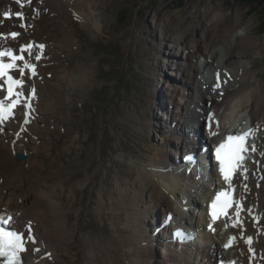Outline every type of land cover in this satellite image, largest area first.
<instances>
[{
  "label": "bare ground",
  "instance_id": "6f19581e",
  "mask_svg": "<svg viewBox=\"0 0 264 264\" xmlns=\"http://www.w3.org/2000/svg\"><path fill=\"white\" fill-rule=\"evenodd\" d=\"M23 2L24 7L21 8L12 0H0V50H16L17 55L22 54L25 61L35 66V76L28 70L24 76L20 72H13V75L26 81L25 86L19 89L25 95L29 96L33 89L37 91L32 99L34 114L30 117V123L25 120L26 103L18 109L14 118L0 123V217H12L9 224L25 231L31 222L37 243H28V250L24 253L25 264H72L62 259L65 245L68 244L66 242L73 239V232L69 229L73 219H70V211L64 208V194L68 192V195L73 196L69 199L74 200L77 190L93 191L90 178L98 172L90 170L91 159H86L83 163L84 168L89 170L88 178L67 188V183L74 175L78 176L77 171L81 170V161L77 159L81 157L78 143L82 138L71 136L74 130L69 124V139L59 148L58 156H53L52 151L57 143L53 136L56 132L49 129L48 125L52 123V118L58 116L56 122L52 123V126L58 127L62 115L59 117L58 105L51 112L48 111L46 102H43L47 97L42 89L47 87L49 90V87L52 89L54 84H58L71 90L76 103L84 98L81 91L87 88L84 75L73 88L71 83L80 75L76 71H88L91 76L95 64L89 61L90 54H81L78 31L69 25L72 19H79L86 26L95 30L101 28L103 32L104 26L99 27V21L102 20V14L105 15L104 0ZM216 7L206 6L203 11L195 7L188 11L191 15L197 13L198 17L194 21L198 28L188 25L185 29L176 30L172 37L161 35V41L169 40L165 46L167 54L172 57L163 66L172 70L169 74L176 78L172 79L171 86V81H159L162 85V100L154 102L156 106L150 108L152 123L142 116L143 111L135 120L136 126L143 124L144 131L147 125H152L153 133L146 131L145 134L151 137L155 134L157 138L161 131L159 125L164 127L167 122L156 112L164 115L170 112L175 120L182 116L178 121L183 123L179 127L184 134L161 138L162 141L173 143L175 153H169L163 147L155 150L146 163L131 162L134 164L131 170L136 177L129 181L118 180L115 188L108 187L104 176L97 180L98 189L89 211L97 216L106 214L110 220L121 255L123 246L124 253L130 257L119 261L121 264H264V71L251 70L249 55L246 54L247 50L253 49L248 29L246 33H237L238 27L235 26L241 20L236 19L233 24H227V15L216 13ZM6 11L13 15L22 12L25 19L19 20V24L26 22L27 26H17V20L5 19L3 14ZM43 20L49 24L43 26ZM12 32L19 35L12 38ZM259 43L253 41V44ZM25 45L33 47L30 51L21 52ZM39 45H46V49L41 50ZM37 56L41 58L37 60ZM5 59L10 62L7 57ZM16 64L22 67L23 61ZM62 65L69 68L71 74L58 79L54 71ZM255 65L253 70H258ZM259 72L262 74H256ZM88 85L90 88L91 80ZM0 93L3 91L0 90ZM153 93L155 97L159 95L158 90ZM57 99L59 105L66 102L60 96ZM166 103L170 105L169 112L158 107ZM209 117L212 119L209 120ZM176 124H173V130ZM257 127L259 131L248 139L249 146L254 144L256 151L246 152L248 156L237 168L229 187L219 169H207V150L210 148L214 151L225 141L226 135L245 134ZM142 133L140 130L139 134ZM140 143L138 146L144 150ZM74 150L78 154L70 157ZM19 153H26L25 161H16ZM192 153L199 156L204 173L207 174L204 175L206 181L197 180L200 174L196 175L197 171L193 170L197 166L195 163H185V157ZM47 162L52 173L44 176L42 173ZM171 162L177 163L171 165ZM108 167H111L110 163ZM241 168H246V171L242 172ZM60 176H64V179ZM27 179H34L35 183L25 189ZM54 179L56 184L48 183ZM2 180L4 184L18 186L20 192H1L4 186ZM109 192L114 195L111 196ZM221 192L232 193L235 203L215 223L208 215L216 196ZM210 225L214 231L209 232ZM183 228L190 240L181 241L173 237L177 229ZM232 237H236L235 241L231 247L225 248ZM248 237L252 239L251 245L247 242ZM109 244L111 247V241ZM37 248L39 251H35ZM97 248L100 250L101 245L97 244ZM76 250L78 253L81 251L79 248ZM87 255L89 264H119L112 260L96 262L92 246Z\"/></svg>",
  "mask_w": 264,
  "mask_h": 264
},
{
  "label": "rangeland",
  "instance_id": "374dc122",
  "mask_svg": "<svg viewBox=\"0 0 264 264\" xmlns=\"http://www.w3.org/2000/svg\"><path fill=\"white\" fill-rule=\"evenodd\" d=\"M12 2L14 1L12 0ZM104 6L105 8H102L105 10V15L101 13L102 20L99 21V27L104 26L103 32L101 28L95 30L86 26L79 19H72L69 25L78 31L79 39L77 35L76 38L81 45V54L83 55L82 52L90 54L89 61L95 64L91 76L88 71H76L80 75L74 78L71 83V88H73L74 84L83 78L82 74L84 75L87 83L86 90L81 89L84 98L76 103L72 99L71 90L58 84H54L52 89L49 87V90L47 87L41 88L47 97V100L43 102H46L45 106L48 111L51 112L54 106L58 105L60 107L59 117L62 115L61 121L68 126L62 124L61 121H59L58 127L52 126L58 116L55 119L52 118V123L48 125L49 129L56 132V137L53 136L55 143L57 142L52 151L53 156H58L59 148L64 141L69 139V124L74 130L71 136H81L82 138V141L78 143L81 157L77 159L81 161L79 164L81 170L77 171L78 176L74 175L67 183V188L88 178L89 170L84 168L85 164L83 163L86 159H91L90 170L98 172L97 175L90 178L93 191L90 189L77 190L74 200L69 199L73 196L68 195V192L64 194V208L70 211V219H73V223L70 221L69 225L70 231L73 232V239L68 240L66 242L68 244L65 243L66 251L63 253L62 259L70 261L72 264H89L87 253L91 246L95 249L96 262L112 260L121 264L119 261L123 262L130 258L124 253L123 246L121 255L118 238L106 214L97 216L89 211L93 207L92 198L98 189L97 180L104 176V181L109 184L108 187L115 188L118 180L134 179L136 176L131 170L133 163H146L155 150H160L163 147L167 152L175 153L173 143L162 141L161 138L164 139L165 136L180 137L184 134L183 129L179 127V124L182 127L183 123L178 121L182 116L175 120L169 112L170 105L167 103L158 107L166 109L169 114L164 115L162 112H156L166 118L167 122L164 127L159 125L161 131L157 138H155V134H152L153 137L148 133L147 136L145 134L146 131L153 133L152 125H147V129L144 131L143 124L136 126L138 124L135 122L137 116H140L143 111L145 116L143 114L142 116L152 123L153 116H149L150 108L152 105L156 106L154 102L158 103L162 100V85L159 84V81L166 80L165 83L171 81L169 83L171 86L172 79L176 78L169 74L172 70L163 66L164 62L169 61L172 57L167 54V46H165L169 40L168 42L161 41V35L172 37L176 30L185 29L188 25L198 28L197 22L194 21L198 17L197 13L191 15L188 14V11L195 7L198 11H203L206 6L208 8L217 6L215 12L227 15V24H233L236 19L241 20L239 26H235L238 27L237 33H246L248 29L253 49L247 50L246 54L249 55L251 70L264 71V42H262L264 39V8L255 3H245L243 0H104ZM13 19L15 21L16 17L14 16ZM16 20L18 26L19 19ZM191 21L194 22L191 23ZM45 24H49V22L43 20V26ZM160 24L163 25L161 28ZM197 40L196 37L195 41ZM253 41H260V43L253 44ZM174 59L172 60L174 61ZM253 64H256L258 70H253ZM91 67L90 65L89 69ZM217 70L221 71L222 69L217 68ZM54 73L59 77L58 79H62L61 77L71 74V70L62 65ZM49 77L52 78L51 74ZM90 80L89 88L88 81ZM154 90L159 91L157 97L153 93ZM58 96L64 98L66 102L59 105ZM70 106H72L71 110ZM174 123H177L175 130H173ZM140 130L143 131L142 134H139ZM139 143L141 147H144V150L138 146ZM77 154L78 152L74 150L70 157H76ZM109 163L111 167H108ZM176 163L171 162V165ZM46 166L42 173L44 176L52 173L48 162ZM60 178L64 179V176H60ZM34 183V179H27L24 188L28 189ZM48 183L56 184L57 182L54 179ZM2 184H4L3 180ZM3 190L20 192L18 186L7 184L1 187V192ZM109 194L114 195L111 192ZM110 241L111 247L109 246ZM97 244L101 245L100 250L97 248ZM76 248L81 251L78 253Z\"/></svg>",
  "mask_w": 264,
  "mask_h": 264
},
{
  "label": "snow or ice",
  "instance_id": "6c2138e0",
  "mask_svg": "<svg viewBox=\"0 0 264 264\" xmlns=\"http://www.w3.org/2000/svg\"><path fill=\"white\" fill-rule=\"evenodd\" d=\"M16 3L20 5V7H24L23 0H16ZM28 4L32 3V0H27ZM5 19H9L13 16V13L10 11H6L3 14ZM16 18L21 21H24V15L22 12L15 13ZM21 27H26V24L21 23ZM12 38H16L19 33L12 32ZM33 47V45H25L21 48V52L25 50H29ZM41 50L44 48V45L38 46ZM7 57L10 62H5L4 58ZM41 57L37 56L36 59L39 60ZM16 61H23V66L18 67ZM13 70H17L21 73V76L24 74L26 70L30 71L33 76H35V66L25 61L24 56L16 55L12 49L0 50V81H5L7 83V94L8 98L12 100V103L5 106V104L0 103V123H3L5 117L9 115L14 108L20 103L19 97L21 93L19 91H14V89H21L23 87L22 79H17L11 76L9 73ZM33 94L35 93V89L32 90ZM15 97V99H13ZM30 107V105H28ZM212 118L209 117V120ZM259 131V128H255L248 133L243 135H230L226 138L224 143H221L219 147L216 148V159L220 165V173L231 187V180L233 174L236 172L237 168L241 165V161L245 159V153L248 151H256L255 145L249 146L248 139L253 137L255 132ZM215 135V133H213ZM189 160L192 157H188ZM241 171H246V168H241ZM233 204L230 193L221 192L216 196V200L211 205V215L213 220L217 219L219 215L223 214L228 207ZM171 220V217L168 218ZM12 220V217H7V219L0 217V261L2 264H22L21 254L26 252L27 244L32 243L36 244V238L33 234V228L31 222H29L26 226V230L28 232V236L25 237L23 233L17 232L15 230H6L5 225H7ZM235 226V225H234ZM209 230L214 231L209 226ZM178 240L186 241L190 240L185 233L178 231L176 234ZM236 237L230 238L229 242L225 244V248H228L232 245L233 241H235ZM247 242L251 245L252 240L250 237L247 238ZM35 251H39V249H35ZM251 251V248H250ZM50 257V254H49Z\"/></svg>",
  "mask_w": 264,
  "mask_h": 264
},
{
  "label": "trees",
  "instance_id": "16d2710c",
  "mask_svg": "<svg viewBox=\"0 0 264 264\" xmlns=\"http://www.w3.org/2000/svg\"><path fill=\"white\" fill-rule=\"evenodd\" d=\"M245 3H255L258 6H261L264 8V0H243Z\"/></svg>",
  "mask_w": 264,
  "mask_h": 264
},
{
  "label": "water",
  "instance_id": "95a60500",
  "mask_svg": "<svg viewBox=\"0 0 264 264\" xmlns=\"http://www.w3.org/2000/svg\"><path fill=\"white\" fill-rule=\"evenodd\" d=\"M19 161H24L26 159L25 155L18 156Z\"/></svg>",
  "mask_w": 264,
  "mask_h": 264
}]
</instances>
